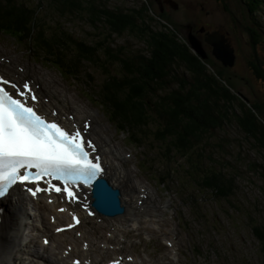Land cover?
<instances>
[{
	"label": "rangeland",
	"instance_id": "rangeland-1",
	"mask_svg": "<svg viewBox=\"0 0 264 264\" xmlns=\"http://www.w3.org/2000/svg\"><path fill=\"white\" fill-rule=\"evenodd\" d=\"M143 1L151 3L152 16L158 18L161 14L164 21L175 27L187 40L190 33L196 36L197 30L203 26L209 31L207 34L218 32L226 38L229 37L237 55L233 67L224 66L213 55L212 47L205 41L206 37L199 38L206 51L204 59L208 67L219 72L235 94L242 95L250 103H264V80L257 77L251 67V63H256L264 71V4L258 12L253 13H250L246 6L247 0H172L177 4V8L165 3V0H161L160 5L157 0H110L107 1V5L113 9L121 8L126 11L128 8L140 6ZM43 4L45 10L52 12L54 9L51 8L48 0H43ZM47 10L45 14L51 19L52 25L55 23L59 27L63 26L76 38L90 43L100 38H109L111 35L104 23H98L100 27H93L86 20L88 19L86 14L61 18L55 11L48 13ZM255 23L261 28L254 26ZM250 29L256 30L258 41L254 40L256 36L251 34ZM111 38L117 46H124L127 50L148 51L146 42L131 33L113 35ZM27 46L31 49V46ZM36 54L38 53L34 50L27 51L21 45H16L10 37L0 34V57H8L12 62L10 67L12 65L17 71L19 70L16 66L23 67L25 72H28L24 78H32L36 82L45 81L47 90L56 97L59 95L60 99L65 100L68 97L76 100L74 103L81 104L85 108V114L94 113L100 124L98 130L100 136L111 139L118 147V151L123 150L122 157L125 158L126 154L132 155L129 161L119 159L129 173L132 186H130L131 190L125 189L124 197L129 204L127 211L140 225L148 242L141 240L142 249L146 253L139 252L140 260L131 264H264V244L258 242L252 231L253 225H264V195L261 190L264 186L263 153L247 138L235 121L217 131L215 136L220 139L213 137L204 144L205 150L202 153L204 158L199 160L203 163L204 171L215 168L234 179L232 194L218 198L214 193L200 186L199 175L192 169H187L188 165L183 156L166 151V144L152 138V140L143 139L144 146L139 147L135 145L134 140L127 139L113 124H110L108 117L99 110L100 107L106 108L112 105L109 94L105 90L97 94L98 85L104 82L109 74L86 64L90 68L91 75L82 76L76 82H68L55 69L40 60L42 58L36 57ZM179 69L182 72L185 70L182 66ZM107 70L118 73L122 69L111 66ZM51 102L53 103V100ZM96 102L100 107H97ZM61 103L54 102L59 110L63 106V102ZM121 112V109H116V113ZM117 125L124 131L127 127H135L125 123ZM152 130L150 127V130L146 131L153 133ZM94 137L96 138L97 135ZM219 145L223 147L220 148ZM110 154H107L108 160L116 164L113 153ZM142 155H145L144 159ZM116 157H118L117 153ZM213 163L217 165L214 166ZM168 170H173L174 173L166 176ZM164 175L168 180L161 185L158 181ZM143 187L149 189L148 200L143 208L135 209L134 204L129 202L130 196L135 195L131 191L138 192ZM142 193L140 190L137 197L144 201ZM127 220L129 225L130 217ZM33 225L40 226L35 222ZM33 228L30 226L24 232L28 244L25 252L31 253L36 248L35 243L39 246L42 243ZM85 229L88 233L96 230L97 232L91 237L100 240H110L109 234L114 232L110 228H95L90 223ZM129 235L131 238H140L138 232ZM33 236L36 238L35 243H31ZM59 237L54 243L60 242ZM167 240L171 241L173 246L166 244ZM115 241H120L118 236ZM133 252V249H130L129 253ZM151 252H153L152 256ZM146 255L149 256L148 263ZM23 257L25 259L20 258L24 259L23 264H37L39 261L30 255ZM19 262L21 264L22 261Z\"/></svg>",
	"mask_w": 264,
	"mask_h": 264
},
{
	"label": "trees",
	"instance_id": "trees-1",
	"mask_svg": "<svg viewBox=\"0 0 264 264\" xmlns=\"http://www.w3.org/2000/svg\"><path fill=\"white\" fill-rule=\"evenodd\" d=\"M48 1L54 8L52 12L46 9L48 13L55 11L61 18L86 14L93 27L104 23L110 37L89 43L63 26L52 25L43 0H0V33L31 46V52L38 53L36 57L67 77L83 74L86 64L109 74L101 86L112 103L105 108L107 114L117 124L134 125L136 138H153L166 144L169 153L183 156L187 169L199 175L200 186L205 190L218 198L233 192L235 181L231 176L215 168L204 171L199 161L204 158V144L232 121L256 144L264 158V103H250L232 92L221 74L211 70L207 61L193 52L189 41L175 27L166 23L161 14L158 18L150 14L151 3L143 1L140 6L123 11L110 8V0ZM263 4L264 0H247L246 6L253 13ZM250 31L257 35L256 30ZM124 33L144 40L148 51L117 46L111 37ZM255 39L259 40L257 36ZM111 66L122 70H107ZM181 66L185 68L183 72ZM251 67L264 80L260 65L251 63ZM117 108L122 112L116 113ZM150 127L153 133L146 131ZM262 175L264 178V171ZM261 190L264 195V186ZM252 231L258 242L264 244V225H253Z\"/></svg>",
	"mask_w": 264,
	"mask_h": 264
},
{
	"label": "snow or ice",
	"instance_id": "snow-or-ice-1",
	"mask_svg": "<svg viewBox=\"0 0 264 264\" xmlns=\"http://www.w3.org/2000/svg\"><path fill=\"white\" fill-rule=\"evenodd\" d=\"M42 103L36 86L27 80L17 84L0 73V198L7 194L6 182L9 187L23 185L33 197L57 194L70 204H80L81 189L92 187L93 194L103 200L110 189L100 177L102 158L98 145L87 135L89 122L78 126L71 116L46 112ZM64 119L72 123L66 125ZM84 207L89 210L86 202ZM73 220L68 228L80 223L75 216Z\"/></svg>",
	"mask_w": 264,
	"mask_h": 264
},
{
	"label": "bare ground",
	"instance_id": "bare-ground-1",
	"mask_svg": "<svg viewBox=\"0 0 264 264\" xmlns=\"http://www.w3.org/2000/svg\"><path fill=\"white\" fill-rule=\"evenodd\" d=\"M0 73H3L8 77H13L16 80H20L21 76L25 75V73L17 74L12 67L6 66L5 64H2L0 66ZM38 85H35V86L37 87ZM38 87L43 95V98L48 99V93L45 92L42 89V87L40 86ZM51 100H53V103L51 102V106L55 105L54 102H59L53 96ZM61 102H63V100ZM41 106L45 111H50L52 109L50 108L49 105L45 104L44 102L41 104ZM63 110H64L63 106L60 108V110L58 109V113L60 114L61 117L64 116V114L62 113ZM83 116L84 114H80L79 119H74V122L77 124H80L79 122ZM88 117L89 118H87V120L92 119L90 115ZM67 121L69 120L67 119ZM69 123H72V122L69 121ZM94 132L96 133V127L94 129ZM97 145L99 147V152H105L106 150H108V146L106 142L104 141L101 142L100 140H98ZM106 164L108 165L106 177L111 182H113L115 185L117 184V185L124 187L123 191H125V189L131 190V187L128 186V176L124 172V169L122 168L121 164L117 163L116 165H114V164H108L107 162ZM131 192L134 194V190ZM144 194L145 192L141 194L142 198ZM124 195H126V191ZM13 196H15L14 197L15 199H13L12 197H9V198L7 197L4 199L5 204L7 205V212L4 209L3 215H2V221L0 223V264H12L15 260L18 261L20 259L19 254L25 253L28 247L27 246L28 244L25 241L24 232L25 230L29 229V227L27 226L28 224L27 221L29 219V216L27 213L28 212L27 207L29 206V201H28V198L24 195V193H22L20 189L15 188V190L13 191ZM130 197H131L130 199L131 203H133L134 205L142 204L144 202L139 196L137 197V193H135L134 196H130ZM36 205L40 209L42 208L44 212H50L51 214L54 213L52 211L56 209V206H57V205L45 204L42 198H40L37 201ZM24 206H26L25 210H24ZM39 215H40L39 219H41V221L43 222L45 220L44 217L46 214L43 212H39ZM58 217H60V215H58ZM61 217H66V214H62ZM50 227H51V223L48 222L43 225V230H41L40 228L42 237H45L46 234H49L51 240H53V242H56V237L54 236L53 233H50V229H49ZM35 229L36 228L34 227L33 230L35 231ZM36 230H39V229H36ZM35 241H36V238L33 236L31 238V243L33 242L35 243ZM38 246L39 245L35 243L36 248L34 247L35 249L30 253L34 258L39 260L37 264H49L53 262L61 263L64 261V258L61 257L60 254L55 253L54 248H51L49 246H44V245H40L39 247ZM75 252L80 253L81 251L80 250L77 251L73 249L71 253H75ZM82 260H83L82 264H84L86 260L85 257H83ZM23 263L24 261L21 262V264ZM92 264H100V261L92 260Z\"/></svg>",
	"mask_w": 264,
	"mask_h": 264
},
{
	"label": "water",
	"instance_id": "water-1",
	"mask_svg": "<svg viewBox=\"0 0 264 264\" xmlns=\"http://www.w3.org/2000/svg\"><path fill=\"white\" fill-rule=\"evenodd\" d=\"M160 5L161 0H157ZM165 3H169L174 8H177V4L172 0H165ZM189 44L194 53L199 54L202 58H206V51L202 40L194 36L192 33L188 37ZM205 41L212 47L213 55L220 60L224 66L233 67L236 61L235 49L232 46L230 40L218 32L208 33ZM110 194L107 195L103 200L98 199L95 195L94 206L98 207L100 212L106 215H117L124 209L118 199L119 190L113 189L106 180ZM95 191V190H94Z\"/></svg>",
	"mask_w": 264,
	"mask_h": 264
},
{
	"label": "flooded vegetation",
	"instance_id": "flooded-vegetation-1",
	"mask_svg": "<svg viewBox=\"0 0 264 264\" xmlns=\"http://www.w3.org/2000/svg\"><path fill=\"white\" fill-rule=\"evenodd\" d=\"M226 10V9H225ZM197 34L199 35H197L196 34V36L198 37V38H203V37H206V34H207V32H209L207 29H206V27H200V29L199 30H197ZM193 33H195V32H193ZM201 34V35H200ZM203 35V36H202ZM229 38V37H228Z\"/></svg>",
	"mask_w": 264,
	"mask_h": 264
}]
</instances>
